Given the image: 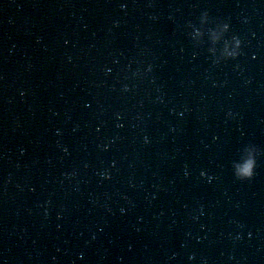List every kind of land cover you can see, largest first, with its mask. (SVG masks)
<instances>
[{
	"label": "water",
	"instance_id": "obj_1",
	"mask_svg": "<svg viewBox=\"0 0 264 264\" xmlns=\"http://www.w3.org/2000/svg\"><path fill=\"white\" fill-rule=\"evenodd\" d=\"M0 264H264V0H33Z\"/></svg>",
	"mask_w": 264,
	"mask_h": 264
},
{
	"label": "clouds",
	"instance_id": "obj_2",
	"mask_svg": "<svg viewBox=\"0 0 264 264\" xmlns=\"http://www.w3.org/2000/svg\"><path fill=\"white\" fill-rule=\"evenodd\" d=\"M206 22V17L202 18L201 23H205ZM228 29V25H223L220 29L211 32L210 36H211V40L213 43L217 42L218 40L221 39L223 32L227 31ZM201 35V32L197 29L195 30V36L199 37ZM239 40L235 41V47H230L228 44L225 45L224 47V55L225 56H235L237 54L236 49L239 47ZM254 164L255 161L254 159L249 156L248 161L246 162V166L243 167L242 170L238 169L237 170V175L242 178V179H248L251 178L252 172H253V168H254Z\"/></svg>",
	"mask_w": 264,
	"mask_h": 264
}]
</instances>
